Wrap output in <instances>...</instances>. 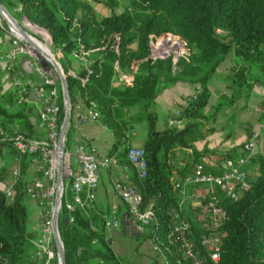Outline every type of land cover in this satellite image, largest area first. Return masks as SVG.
Wrapping results in <instances>:
<instances>
[{
	"label": "trees",
	"instance_id": "trees-1",
	"mask_svg": "<svg viewBox=\"0 0 264 264\" xmlns=\"http://www.w3.org/2000/svg\"><path fill=\"white\" fill-rule=\"evenodd\" d=\"M10 1L30 28L38 26L47 31L52 48L61 53L59 62L66 74L72 108L78 101L85 106L95 104L99 121L114 137L111 154L122 144L116 153L117 162L123 168H131L134 180L135 172L126 158L131 145L126 144L131 137L127 132L136 123L138 113H144L141 118L146 120L147 134L141 147L147 175L139 182L142 204L154 210L160 231L166 232L173 223L171 211L178 199L173 181L192 171L210 152L196 143L225 128L224 123L231 122L246 107L253 86L264 85V0ZM91 1L103 4L110 14L98 17ZM121 3L122 9L116 12ZM165 34L179 36L185 46L174 65L171 58L149 57L150 36ZM81 51L88 52V66L79 70L74 64L78 58L72 53ZM229 53L234 56V65L227 75L229 93L220 94L219 102L207 114L205 108L211 95L208 83ZM115 64L124 72H132L137 66L131 85L115 83ZM70 68L76 70L78 77L87 78L84 84L67 74ZM178 81L199 84L196 99L174 115L182 125L167 123L158 129L153 106L160 85L170 86ZM241 99L244 101L239 104ZM60 104L62 120L61 97ZM13 105L12 93L0 96V127L6 129L5 124L16 119L18 130L30 134L31 125L23 110H7ZM135 108L137 113L132 112ZM226 109L236 112L216 127L217 115H224ZM72 130L69 126L66 131V145ZM0 143L11 145V140L6 137ZM231 154L227 152L221 158ZM251 160L256 168L250 171L247 166L250 188L237 200L222 201L226 236L219 264H264V154H253L248 159ZM2 172L0 179L11 185L13 193L7 196L0 190V264H39L42 258L35 256L33 243L36 232L28 227L24 171L20 170L19 176L11 180L2 177ZM102 213L92 204L76 210L72 221L66 222L65 210L59 211L57 227L66 264H124L112 250L105 226L108 214ZM192 227L194 231L198 229L193 223ZM169 261L176 264L171 258Z\"/></svg>",
	"mask_w": 264,
	"mask_h": 264
},
{
	"label": "built area",
	"instance_id": "built-area-1",
	"mask_svg": "<svg viewBox=\"0 0 264 264\" xmlns=\"http://www.w3.org/2000/svg\"><path fill=\"white\" fill-rule=\"evenodd\" d=\"M33 27L47 33L43 28ZM0 29V72L3 73L0 81L1 84L9 85V89L6 90L0 86V96L10 92L14 96L13 107L19 109L34 107L39 126L43 130V136L30 138L15 127L7 136L20 156L34 155L39 159V175L32 178L25 187L27 197L40 207L42 217L39 233L33 240L36 247L35 256L42 258L39 264H58L52 230V215L58 191V156H61L62 167L58 213L63 209L74 213L78 209L90 207L95 200L100 170L109 167L115 161L111 156L89 148L84 139H75L74 151L69 150L66 136L63 139L62 152H57L56 143L62 123L60 97L62 106L63 98L61 82L54 62L65 77L66 74L52 52L50 36L47 33L42 38L41 31H37L39 35L36 32L26 31L29 37L27 40L14 27L0 24ZM115 38L117 39L118 36L115 35ZM154 40L157 42L156 46H153ZM149 46V57L152 60H160L158 58L163 55L178 52L171 57L173 65L178 56L185 52L184 43L179 36L170 34L158 37L151 35ZM58 54L61 57V53ZM72 55L86 61L84 68L88 66L87 51ZM115 69L116 84L125 86L132 84L136 65L132 72L121 71L117 64ZM67 74L79 78L82 84L87 79L78 77L76 70L72 68ZM194 99L196 94L190 97V100ZM96 121H99V114L94 103L85 106L78 101L73 108L71 104V120L68 128L71 126L76 130L81 124ZM171 123L182 125L180 119H175ZM134 128L135 124H131L129 133H132ZM258 142L259 133L252 131L239 147V151L219 159L215 168L208 169L202 157V163H198L192 171L175 179L173 188L178 192V199L176 207L171 211L173 223L166 232L160 231L154 210L142 204L143 195L139 182L147 175L144 151L141 145L131 144L127 148L126 158L135 172V180L132 178L115 180L113 190L127 207L134 234L142 236L149 242L151 252L158 260L157 264H170V258L176 264L220 263L222 241L226 236L223 228L226 213L222 201L237 200L250 188L247 162ZM19 173V168H15L14 179ZM5 193L7 196L12 195L11 185H8ZM192 223L197 226L196 231ZM120 225L117 207L113 206L105 219V226L108 230L117 229Z\"/></svg>",
	"mask_w": 264,
	"mask_h": 264
},
{
	"label": "crops",
	"instance_id": "crops-1",
	"mask_svg": "<svg viewBox=\"0 0 264 264\" xmlns=\"http://www.w3.org/2000/svg\"><path fill=\"white\" fill-rule=\"evenodd\" d=\"M186 82L178 81L175 84L171 85V87H169L167 91H164L162 95L159 94L156 97L155 102L156 104H159L161 111H163L162 108L166 104H169L173 100L174 104L172 107L174 108V110L176 109L175 113H177L178 115L180 112V108L191 101V95L196 94L199 91L200 87L197 83ZM184 86H191V88L189 90H185ZM208 88L211 91V95L206 107H208L212 101V89L210 88L209 84ZM179 96L188 97V102H184L183 104L177 102L175 104V101H177V98ZM245 104L246 107L240 110L238 115H235L234 118L231 119V122L224 123L225 128L209 133L205 140H201L196 143L199 148L206 146L210 150V152H208V155L204 157L205 161L212 160L215 162L218 158H221V156L226 154L227 152L237 153L241 144L248 138L250 132L252 131H256L259 133V142L256 145L253 154H264V85L255 84L252 88L251 95L249 96ZM28 108L31 112L26 111V109ZM28 108L25 107V109H22L31 125L30 134L27 135L26 133V135L30 138L41 137L43 136V130L39 126L36 111L32 106ZM208 111L210 110H207L205 108V113H207ZM225 112H227L228 114H230L231 112V116L236 111L235 109H227ZM157 118V128L163 129L167 122L164 120H159L158 115ZM159 123H161L160 127H158ZM8 133L9 132H7L6 129H2L0 127V140L6 139V137L9 135ZM132 138L133 137H130L127 140L126 144L141 145L142 141L137 142L134 138ZM75 139H84L87 142L89 148L101 154L111 156V158L115 161L114 164L100 170L98 177V187L93 203V206L98 211H100L101 213L107 212L108 215L113 206L117 207L121 225L117 229L107 230L108 237L111 239L112 250L122 263H124L123 257L129 258V261L125 262L124 264H130V260H133V264H157L158 260L154 257L152 252H150L146 256L140 257L138 256L139 250L137 248H134L133 252H131V246V249L129 248L130 253H128L129 251L123 248L121 245L122 239H124V237L138 236L133 232L132 224L127 214L126 205L118 199L113 190V182L115 180L122 181L130 179V175L132 173L130 167L123 168L117 162L116 153L120 151V148H122V144L116 147L115 154L112 155L111 152L113 149L114 137L112 133L100 121L81 124L76 130H73V142L75 141ZM38 165L39 159L37 158V156H20L12 145L0 143V170H4V172L1 173V176H6V180L14 179L13 171L15 168H19V170L24 171L26 181L25 184L27 185L32 178L39 175ZM7 187L8 184L5 182V180L0 179V190L5 191ZM27 211L28 227L29 229L34 230L36 232V235H38L41 225L40 207L36 204V202L28 198ZM120 234L124 237L120 238ZM144 241L148 243V246H150L147 240Z\"/></svg>",
	"mask_w": 264,
	"mask_h": 264
},
{
	"label": "rangeland",
	"instance_id": "rangeland-1",
	"mask_svg": "<svg viewBox=\"0 0 264 264\" xmlns=\"http://www.w3.org/2000/svg\"><path fill=\"white\" fill-rule=\"evenodd\" d=\"M2 1L4 2L2 4L5 6V8L8 10V12L17 20V22L22 26L23 29H25L28 32H30V31L36 32L38 35L40 33H38L37 31H41V34H40L41 37L43 38L44 35L46 36L47 33L45 31H43L42 29L41 30H38V29H34L33 30L32 28H30L32 26H29L28 23L26 24L27 21H25L24 18H20V15H18V8H15L13 2H11L10 0H2ZM91 4L93 5L94 11L96 12V15L98 17H103V16H106V15H109L110 10L107 7H105L103 4L95 3V2H92V1H91ZM122 7H123V4L121 3V5L118 8H116V12H119L122 9ZM0 24L3 25V26H6L5 20L1 16H0ZM156 45H157V42H156V40H154L153 41V46H156ZM184 51H185V49H184ZM52 52H53L55 58L57 59V61L59 62L60 57H59L58 53L60 51L52 48ZM177 53L178 52H176V51L173 52V53L171 52L170 54L163 55L161 58H158V59L164 60V59H167V58H171L172 56H175ZM178 55H180V54H178ZM74 64L76 65V69L79 66V70H80L84 66V64H86V61L78 58V60L76 62H74ZM233 65H234V56L232 55V53H229L228 55H226L224 57V59L218 65L217 70L215 71L214 75L212 76L211 80L208 83L210 85V88L212 89V101H211L210 105L208 107H206L207 110H211L212 107L219 102L220 94L227 93V92L229 93V90L226 89V84L228 83L227 75L231 73V69H232ZM2 74L3 73L0 72V78L2 77ZM0 86H3L4 90L9 89V85L8 84H5V85L1 84V81H0ZM169 87H171V85L170 86H165V85L161 84L160 88H159V94L162 95L164 93V91H167V89ZM190 88H191V86H184L185 90H189ZM243 101L244 100L241 99L239 101V104H242ZM177 102H179L180 104H183L184 102H188V97L179 96L177 98V101H175V104ZM212 102H214V103H212ZM2 104H3V102H2ZM173 104H174V101L172 100L169 104H166L162 108L163 111H161L159 104H156V102H155L153 108H154V111L156 112V115L159 116V120H164L168 124H170L173 120L176 119L174 117V115L177 116V113H175L176 109L174 110V108L172 107ZM17 109H19V108L18 107H11V106L7 107V110L10 111V112L11 111H16ZM137 111L138 110L136 108L132 110L133 113H137ZM210 112L211 111H208L207 114H209ZM230 114H231V112H230ZM230 114H228L227 112H225L224 115L222 113H219L217 115L215 126L216 127L221 126V124L224 122V120H226L227 118L230 117ZM162 115H164V116H162ZM141 117H144V113H142V112L138 113L137 120L135 121L136 123H135L134 131L132 133H129V131L127 132L137 142L142 141L146 137V134H147V123H146V120L144 118H141ZM0 119H2L1 116H0ZM157 120H158V118H157ZM209 122H210V120H209ZM16 124H17V121H15V120H13V123L10 122V123L5 124L6 130L8 129L7 132H9L11 129L15 128ZM160 126H161V123L158 124V127H160ZM72 132H73V130H72ZM136 144H138V143H136ZM67 148L69 150H71V151H74V142H73L71 136L68 137V139H67ZM216 158H217V156H216ZM219 159L220 158H218L215 162L212 161V160L211 161H207L206 160L207 168L208 169L215 168V164L218 162ZM248 168L250 169V171H254V169L256 168L255 167V163L252 162V160L248 161ZM73 214H74L73 212H68L67 210H65L66 222H71L72 221ZM40 220H42V217H40ZM119 236H120V238L124 237L121 234ZM121 245H122L123 248L127 249L128 251H129V248L131 249V246H132L131 252H133L134 248H137L139 250V255L138 256H140V257L146 256L147 254H149L151 252L150 251L151 250L150 246H148V243H146L144 241L142 236L124 237V239H122V244ZM128 246H130V247H128ZM128 253H130V251ZM128 259H129L128 257H123V262L125 263V262L129 261ZM133 263H134L133 260H130V264H133Z\"/></svg>",
	"mask_w": 264,
	"mask_h": 264
},
{
	"label": "water",
	"instance_id": "water-1",
	"mask_svg": "<svg viewBox=\"0 0 264 264\" xmlns=\"http://www.w3.org/2000/svg\"><path fill=\"white\" fill-rule=\"evenodd\" d=\"M0 16L5 20L6 25L10 27H14L19 32V34H21L25 39L27 40L29 39L26 30L23 29L22 26L17 22V20L8 12V10L5 8V6L2 4L1 1H0ZM54 66L59 74L61 88H62L63 106H64V116H63V120L61 123L59 135H58V139L56 143L57 152L61 153L63 149V139H64L68 125L71 120V101H70V94H69L67 79L63 75V73L60 71L59 66L57 65L56 62H54ZM61 181H62V167H61V156L59 155L58 156V170H57L58 191H57L55 202H54V212L52 215V230H53V238H54V243H55L56 252H57L58 264H66L64 247H63V243L60 238L58 227H57L58 203L60 200L59 188L61 186Z\"/></svg>",
	"mask_w": 264,
	"mask_h": 264
}]
</instances>
